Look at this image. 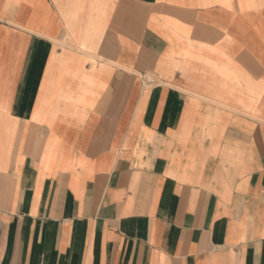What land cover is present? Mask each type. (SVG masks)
Returning a JSON list of instances; mask_svg holds the SVG:
<instances>
[{
    "label": "crops",
    "instance_id": "crops-1",
    "mask_svg": "<svg viewBox=\"0 0 264 264\" xmlns=\"http://www.w3.org/2000/svg\"><path fill=\"white\" fill-rule=\"evenodd\" d=\"M0 264H264V0H0Z\"/></svg>",
    "mask_w": 264,
    "mask_h": 264
}]
</instances>
